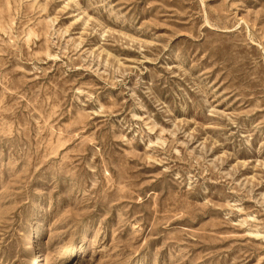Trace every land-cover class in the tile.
<instances>
[{
	"label": "rangeland",
	"instance_id": "obj_1",
	"mask_svg": "<svg viewBox=\"0 0 264 264\" xmlns=\"http://www.w3.org/2000/svg\"><path fill=\"white\" fill-rule=\"evenodd\" d=\"M0 264H264V0H0Z\"/></svg>",
	"mask_w": 264,
	"mask_h": 264
},
{
	"label": "bare ground",
	"instance_id": "obj_2",
	"mask_svg": "<svg viewBox=\"0 0 264 264\" xmlns=\"http://www.w3.org/2000/svg\"><path fill=\"white\" fill-rule=\"evenodd\" d=\"M32 246V245H31Z\"/></svg>",
	"mask_w": 264,
	"mask_h": 264
}]
</instances>
